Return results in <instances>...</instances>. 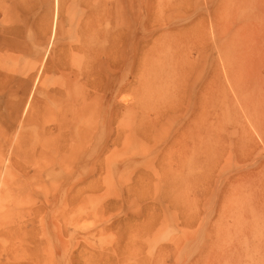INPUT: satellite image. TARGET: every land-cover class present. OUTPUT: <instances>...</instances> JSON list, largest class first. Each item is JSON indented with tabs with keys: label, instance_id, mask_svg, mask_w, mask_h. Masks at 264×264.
Masks as SVG:
<instances>
[{
	"label": "rangeland",
	"instance_id": "rangeland-1",
	"mask_svg": "<svg viewBox=\"0 0 264 264\" xmlns=\"http://www.w3.org/2000/svg\"><path fill=\"white\" fill-rule=\"evenodd\" d=\"M244 2L0 0V263L264 264V0Z\"/></svg>",
	"mask_w": 264,
	"mask_h": 264
},
{
	"label": "bare ground",
	"instance_id": "bare-ground-1",
	"mask_svg": "<svg viewBox=\"0 0 264 264\" xmlns=\"http://www.w3.org/2000/svg\"><path fill=\"white\" fill-rule=\"evenodd\" d=\"M245 2H246V0H244ZM58 2V1H57ZM244 2V3H245ZM247 2H249V1H247ZM244 3L243 4H241V5H239V7H244ZM250 3V2H249ZM245 6H247L246 4H245ZM249 7H250V5H249ZM258 9H260V8H258ZM56 12V11H55ZM252 15V14H251ZM256 15V14H255ZM258 15H264V9H261L259 12H258ZM55 16V15H54ZM241 17V16H240ZM252 17H254V15L252 16ZM257 18V17H256ZM54 21H56V20H54ZM55 24V23H54ZM56 25V24H55ZM54 27H56V26H54ZM54 30V29H53ZM251 31V30H250ZM170 60V59H169ZM175 60H177V59H175ZM206 60V59H205ZM169 62H171L172 63V61L170 60ZM175 63H176V61H174ZM173 62V63H174ZM172 63V64H173ZM170 64V63H169ZM180 64V63H179ZM174 66V65H173ZM182 66V65H181ZM184 66V65H183ZM174 68H175V66H174ZM179 68H180V65H179ZM176 69V68H175ZM207 69V68H206ZM205 69V70H206ZM179 72V71H178ZM206 73V72H205ZM186 75V74H185ZM209 80V79H208ZM176 82V81H175ZM207 82V81H206ZM207 86H209V85H207ZM160 87V86H159ZM210 87V86H209ZM205 88V87H204ZM157 89V88H156ZM163 89V88H162ZM154 90V89H153ZM206 90V89H205ZM208 90H210V89H208ZM208 90H206V94H207V91ZM63 91V90H62ZM179 91V90H178ZM155 92V91H154ZM160 93H161V91H160ZM164 93V92H163ZM167 93V92H166ZM209 93V92H208ZM170 94V93H169ZM203 94V93H202ZM195 95V94H194ZM208 95H210V93L208 94ZM207 95V96H208ZM196 96V95H195ZM209 97V96H208ZM207 98V97H206ZM170 99V98H169ZM177 99V98H176ZM171 100H172V98H171ZM178 100V99H177ZM197 100H200L199 98L197 99ZM176 101V100H175ZM164 102V101H163ZM197 102V101H196ZM205 102V101H204ZM165 104L167 103V101L166 102H164ZM190 103V102H189ZM201 103H203V102H201ZM169 104V103H168ZM65 104H63V106H64ZM161 105H164V104H159L158 106H157V109H156V111L157 112H159V106H161ZM178 105V104H177ZM63 106H61V107H63ZM179 106V105H178ZM195 106V105H194ZM65 107H67L66 105H65ZM69 107V106H68ZM155 108V107H154ZM63 110V109H62ZM69 110V109H68ZM73 110V109H72ZM177 110H179V109H177ZM192 110H193V108H192ZM67 112V111H66ZM71 112V111H70ZM75 112V111H74ZM161 112V111H160ZM177 112V111H176ZM192 112V111H191ZM154 113V112H153ZM65 114V113H64ZM64 114H62V115H64ZM74 114V113H73ZM72 115V114H71ZM73 116V115H72ZM156 116V115H155ZM173 116V115H172ZM66 117V116H65ZM250 117V116H249ZM172 118V117H171ZM174 118V117H173ZM55 119V118H54ZM53 119V120H54ZM52 120V121H53ZM67 121V120H66ZM44 122V121H43ZM58 125H59V123H57ZM62 125H63V123H62ZM65 125V124H64ZM59 127V126H58ZM62 127V126H61ZM65 127H67V125H65ZM196 127H198V126H196ZM60 128V127H59ZM202 128V127H201ZM205 128V127H204ZM208 128V127H207ZM206 128V129H207ZM58 129V128H57ZM63 130V129H62ZM200 130V129H199ZM199 133H201V131L199 132ZM176 138H177V136H176ZM179 139V138H178ZM200 139V138H199ZM198 139V140H199ZM44 140L46 141V138H44ZM180 140V139H179ZM45 141H44V144H43V146L45 145ZM51 142V141H50ZM49 142V143H50ZM179 142V144H180V148L182 149V147H183V153L182 152H180V154H179V156L174 160V162H175V164L176 165H178V166H181V167H184L185 165H187V164H189L190 163V160H192V159H189V160H187L186 159V153L185 152H187L189 149H191V150H196L195 149V147L198 145V146H201L202 148H207L208 147V145H207V142H206V144H204L205 143V141H201L200 140V142H196L194 139H191L190 140V148H188L189 147V144L187 145L185 142H183V144L182 143H180L181 141H178ZM197 144V145H196ZM42 145V144H41ZM182 146V147H181ZM77 148H79V146H76V149ZM47 149V148H46ZM63 149H64V147H63ZM201 151V150H200ZM201 153V152H200ZM182 155L183 156H185V158H183L182 157ZM192 158V157H191ZM198 158V157H197ZM194 160V159H193ZM192 160V161H193ZM195 161V160H194ZM194 161H193V163H194ZM197 161V160H196ZM66 162H67V160L66 159H63L62 160V163H64V164H66ZM68 165V164H67ZM55 192V191H54ZM46 196H48L47 194H46ZM4 248V247H3ZM1 252H3V251H1ZM6 252V251H5ZM4 252V253H5ZM9 257H7L8 259H7V263H4V264H13V261H11V260H16V258H17V254H16V251H9ZM3 258H4V256H2ZM0 259H1V257H0ZM2 261V260H1ZM4 262H5V260H3ZM14 263H15V261H14ZM17 263V262H16ZM0 264H2V263H0Z\"/></svg>",
	"mask_w": 264,
	"mask_h": 264
}]
</instances>
